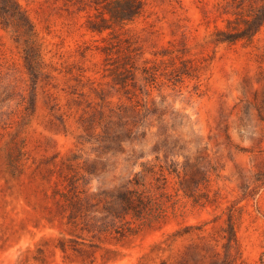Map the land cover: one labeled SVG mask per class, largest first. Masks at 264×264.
Wrapping results in <instances>:
<instances>
[{
    "label": "rangeland",
    "instance_id": "rangeland-1",
    "mask_svg": "<svg viewBox=\"0 0 264 264\" xmlns=\"http://www.w3.org/2000/svg\"><path fill=\"white\" fill-rule=\"evenodd\" d=\"M16 1L39 61L0 20V264H264V26L219 44L220 0H145L103 38L62 0ZM130 191L166 216L141 222Z\"/></svg>",
    "mask_w": 264,
    "mask_h": 264
},
{
    "label": "trees",
    "instance_id": "trees-1",
    "mask_svg": "<svg viewBox=\"0 0 264 264\" xmlns=\"http://www.w3.org/2000/svg\"><path fill=\"white\" fill-rule=\"evenodd\" d=\"M62 2L63 10L69 15L86 14V31L103 38L118 39L125 27L134 24L146 12L145 0H62ZM218 5L226 9L227 18L223 21L225 23L223 26H216L213 33L215 42L219 44L252 43L264 26V0H220ZM0 20L14 23L20 28L27 47V66L35 68L39 61V53L26 11L16 0H0ZM181 63L183 68L175 67L172 74L192 76L198 70L197 65L192 61L185 60ZM172 65L174 66L175 63ZM154 71L145 69L144 73L149 75V78H153L156 75ZM198 161H203V158H199ZM194 167L205 180V173L198 162L194 164ZM205 181L208 182L207 179ZM184 192L188 197L195 199V196L186 190ZM123 200L128 206V211H132L143 223L166 216L165 210L161 208L154 210L153 205L140 208L143 205V199L136 191H130ZM195 202L198 203L197 199ZM234 217V214L229 215L223 235L230 249L238 245Z\"/></svg>",
    "mask_w": 264,
    "mask_h": 264
}]
</instances>
